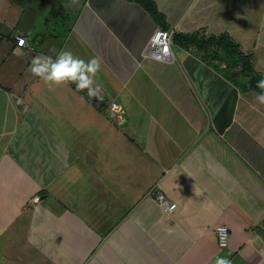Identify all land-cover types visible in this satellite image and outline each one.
I'll return each instance as SVG.
<instances>
[{"label":"crops","instance_id":"0c3cea01","mask_svg":"<svg viewBox=\"0 0 264 264\" xmlns=\"http://www.w3.org/2000/svg\"><path fill=\"white\" fill-rule=\"evenodd\" d=\"M53 1L0 0V264H264L257 92L193 48L147 55L163 24L227 33L264 78V0H152L161 24L129 0H57L71 10L61 5L66 31L51 35ZM65 50L100 60V96L123 106L122 126L87 89L30 71L36 56Z\"/></svg>","mask_w":264,"mask_h":264},{"label":"trees","instance_id":"16d2710c","mask_svg":"<svg viewBox=\"0 0 264 264\" xmlns=\"http://www.w3.org/2000/svg\"><path fill=\"white\" fill-rule=\"evenodd\" d=\"M129 1L137 2L152 18L158 20L160 24L162 23L164 16L158 11L152 0ZM162 26L165 30H169L166 29V25L163 24ZM172 42L184 48H193L194 52H201V60L212 64L215 69L224 72L228 76L230 75L231 78H239L241 83H245V80H247V84L241 85L243 91L253 90L257 93L261 91L257 87V81L264 78L253 69V55L244 50L227 33L208 35L202 30L193 33L176 32L172 35ZM215 62L221 63L222 67L216 66ZM100 109H102L101 106Z\"/></svg>","mask_w":264,"mask_h":264},{"label":"clouds","instance_id":"9594fccd","mask_svg":"<svg viewBox=\"0 0 264 264\" xmlns=\"http://www.w3.org/2000/svg\"><path fill=\"white\" fill-rule=\"evenodd\" d=\"M100 66L101 62L96 57L85 61L71 51L65 50L58 53L54 62L51 57L43 54L36 56L32 60L30 71L50 84L74 82L78 90L87 89V96L102 99L100 96L102 86L95 80ZM257 87L261 91L256 94V101L264 105V79L257 81ZM211 264H232V262L225 257H219Z\"/></svg>","mask_w":264,"mask_h":264},{"label":"built area","instance_id":"2783aa9c","mask_svg":"<svg viewBox=\"0 0 264 264\" xmlns=\"http://www.w3.org/2000/svg\"><path fill=\"white\" fill-rule=\"evenodd\" d=\"M16 44L18 46H25L26 40L21 35H15ZM147 55L153 59L160 61H172V33L170 30L157 29L155 30L149 41L147 47ZM106 109L109 119L115 126H122L126 122V115L123 106L117 101H105L101 106ZM103 109V108H102ZM156 201L161 204L168 212L175 209V203L166 199V197L159 191L155 193ZM39 197L37 195L32 197V202L37 203ZM216 242L219 249H227L229 247V228L226 225H219L215 228Z\"/></svg>","mask_w":264,"mask_h":264},{"label":"rangeland","instance_id":"374dc122","mask_svg":"<svg viewBox=\"0 0 264 264\" xmlns=\"http://www.w3.org/2000/svg\"><path fill=\"white\" fill-rule=\"evenodd\" d=\"M53 5L51 7H47V13L43 12V17L48 19V23L46 22L47 26L49 27L48 33L51 35L63 33L65 34L66 31V24H64L62 18L64 15V11L62 8L66 7V10H71V6L62 3V1L58 2L57 0L52 2ZM64 5L65 7H62ZM76 8V7H75ZM39 22H36L34 19V28L36 29ZM220 250V249H219Z\"/></svg>","mask_w":264,"mask_h":264},{"label":"water","instance_id":"95a60500","mask_svg":"<svg viewBox=\"0 0 264 264\" xmlns=\"http://www.w3.org/2000/svg\"><path fill=\"white\" fill-rule=\"evenodd\" d=\"M105 101H106V99H99L98 103H99V105L103 106Z\"/></svg>","mask_w":264,"mask_h":264}]
</instances>
